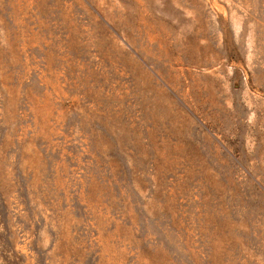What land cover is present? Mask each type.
<instances>
[{"label":"rangeland","instance_id":"1","mask_svg":"<svg viewBox=\"0 0 264 264\" xmlns=\"http://www.w3.org/2000/svg\"><path fill=\"white\" fill-rule=\"evenodd\" d=\"M0 264H264V0H0Z\"/></svg>","mask_w":264,"mask_h":264}]
</instances>
